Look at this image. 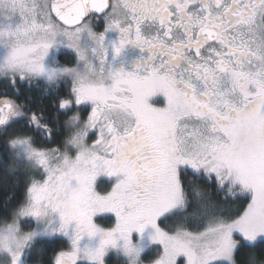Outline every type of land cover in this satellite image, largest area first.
I'll list each match as a JSON object with an SVG mask.
<instances>
[{"label":"snow or ice","instance_id":"1","mask_svg":"<svg viewBox=\"0 0 264 264\" xmlns=\"http://www.w3.org/2000/svg\"><path fill=\"white\" fill-rule=\"evenodd\" d=\"M0 79V264H264V0H0Z\"/></svg>","mask_w":264,"mask_h":264},{"label":"trees","instance_id":"2","mask_svg":"<svg viewBox=\"0 0 264 264\" xmlns=\"http://www.w3.org/2000/svg\"><path fill=\"white\" fill-rule=\"evenodd\" d=\"M20 89L19 98L21 100H26L30 108L34 110H42L45 112V119L49 123H55L56 115V101L59 97H63L66 94L67 86L61 87L57 92H52L51 90L45 91V85L36 82L31 85L19 82L18 85ZM4 90L11 95L13 94V87L6 81L0 82V93ZM63 119V117H61ZM32 134L35 135L41 143H46L41 136L39 129H30ZM62 129L55 131L56 139L60 138ZM55 144H53L54 146ZM6 144L0 143V209L6 211L15 205L16 200L22 190L26 174L16 168L14 162L5 153ZM103 223V221H101ZM62 246V241L60 239H40L36 242L34 250L28 255V260L30 264H40L43 260L45 264L51 259V255L54 251L58 250ZM238 264H246L247 255L246 250H241L237 254ZM115 258L112 256L109 263L115 262Z\"/></svg>","mask_w":264,"mask_h":264},{"label":"flooded vegetation","instance_id":"3","mask_svg":"<svg viewBox=\"0 0 264 264\" xmlns=\"http://www.w3.org/2000/svg\"><path fill=\"white\" fill-rule=\"evenodd\" d=\"M140 55V52L138 49L130 46L128 48L125 49L124 53L122 54L123 58L127 59V60H132L135 59L136 57H138ZM161 103L163 102V97H158L157 98ZM26 174V173H24ZM47 239V238H46Z\"/></svg>","mask_w":264,"mask_h":264},{"label":"rangeland","instance_id":"4","mask_svg":"<svg viewBox=\"0 0 264 264\" xmlns=\"http://www.w3.org/2000/svg\"><path fill=\"white\" fill-rule=\"evenodd\" d=\"M2 81H5V80H2V79H0V82H2ZM7 82V81H6ZM40 83H42V84H44V82L43 81H39ZM162 95H158L157 96V98L158 97H161ZM55 146V145H54ZM5 153L10 157V155H9V149H8V146H6V149H5ZM0 157H3V155H2V153L0 154ZM10 159H11V157H10ZM12 160V159H11ZM13 161V160H12ZM14 162V161H13ZM14 164H15V162H14ZM20 171H22L23 173H26L25 172V168L24 167H20V168H18ZM108 182L106 181V180H103L102 182H101V186H105L106 184H107ZM110 256L112 257H114L115 259V262H113V263H109V264H122V260H120V258H118V257H116L115 256V254H110Z\"/></svg>","mask_w":264,"mask_h":264}]
</instances>
